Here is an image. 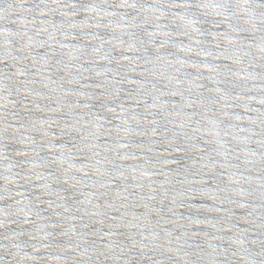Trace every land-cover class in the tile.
Returning a JSON list of instances; mask_svg holds the SVG:
<instances>
[{
    "label": "water",
    "instance_id": "1",
    "mask_svg": "<svg viewBox=\"0 0 264 264\" xmlns=\"http://www.w3.org/2000/svg\"><path fill=\"white\" fill-rule=\"evenodd\" d=\"M0 264H264V0H0Z\"/></svg>",
    "mask_w": 264,
    "mask_h": 264
}]
</instances>
